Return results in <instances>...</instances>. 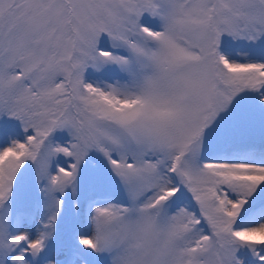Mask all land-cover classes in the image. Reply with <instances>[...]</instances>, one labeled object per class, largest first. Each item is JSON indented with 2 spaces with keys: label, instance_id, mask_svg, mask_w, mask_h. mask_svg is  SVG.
I'll list each match as a JSON object with an SVG mask.
<instances>
[{
  "label": "snow or ice",
  "instance_id": "1",
  "mask_svg": "<svg viewBox=\"0 0 264 264\" xmlns=\"http://www.w3.org/2000/svg\"><path fill=\"white\" fill-rule=\"evenodd\" d=\"M0 264H264V0H0Z\"/></svg>",
  "mask_w": 264,
  "mask_h": 264
}]
</instances>
